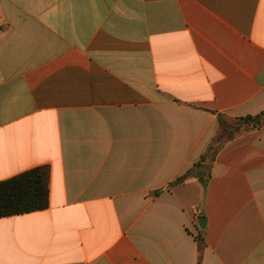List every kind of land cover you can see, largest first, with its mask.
<instances>
[{
	"label": "crops",
	"instance_id": "obj_1",
	"mask_svg": "<svg viewBox=\"0 0 264 264\" xmlns=\"http://www.w3.org/2000/svg\"><path fill=\"white\" fill-rule=\"evenodd\" d=\"M262 111L264 0H0V264H264Z\"/></svg>",
	"mask_w": 264,
	"mask_h": 264
},
{
	"label": "trees",
	"instance_id": "obj_2",
	"mask_svg": "<svg viewBox=\"0 0 264 264\" xmlns=\"http://www.w3.org/2000/svg\"><path fill=\"white\" fill-rule=\"evenodd\" d=\"M218 123V132H226V140H230L240 133L263 127L264 111L232 121L219 117ZM48 179V168L40 166L1 181L0 218L45 210L48 207ZM199 180L202 185L206 184L202 178Z\"/></svg>",
	"mask_w": 264,
	"mask_h": 264
},
{
	"label": "water",
	"instance_id": "obj_3",
	"mask_svg": "<svg viewBox=\"0 0 264 264\" xmlns=\"http://www.w3.org/2000/svg\"><path fill=\"white\" fill-rule=\"evenodd\" d=\"M198 224H199L200 228H204L205 218H199L198 219Z\"/></svg>",
	"mask_w": 264,
	"mask_h": 264
},
{
	"label": "built area",
	"instance_id": "obj_4",
	"mask_svg": "<svg viewBox=\"0 0 264 264\" xmlns=\"http://www.w3.org/2000/svg\"><path fill=\"white\" fill-rule=\"evenodd\" d=\"M199 212H196V214H198Z\"/></svg>",
	"mask_w": 264,
	"mask_h": 264
}]
</instances>
